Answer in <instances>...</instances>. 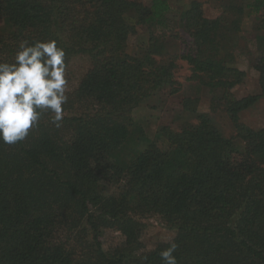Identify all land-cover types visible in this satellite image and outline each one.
Instances as JSON below:
<instances>
[{
    "label": "trees",
    "instance_id": "obj_1",
    "mask_svg": "<svg viewBox=\"0 0 264 264\" xmlns=\"http://www.w3.org/2000/svg\"><path fill=\"white\" fill-rule=\"evenodd\" d=\"M222 7L209 19L195 0L176 27L169 0H0V62L21 41L53 39L66 70L76 56L90 60L59 127L46 112L25 140L0 142V264H162L173 241L178 264H264V128L241 118L264 98V0ZM251 17L256 55L243 36ZM138 28L148 39L131 54ZM237 50L252 57L260 93L235 94L247 79ZM182 67L212 94L210 111L186 98L189 119L151 138L133 112L179 94ZM148 215L176 235L143 252L137 217ZM106 230L123 244L107 249Z\"/></svg>",
    "mask_w": 264,
    "mask_h": 264
},
{
    "label": "rangeland",
    "instance_id": "obj_2",
    "mask_svg": "<svg viewBox=\"0 0 264 264\" xmlns=\"http://www.w3.org/2000/svg\"><path fill=\"white\" fill-rule=\"evenodd\" d=\"M148 4L152 0H142ZM172 11L169 15L173 21V25L177 27L181 13L189 8L190 4L195 0H169ZM204 4L205 14L209 19L218 17L223 10L225 4L235 2L248 4L254 0H198ZM139 34L130 38L128 51L135 54L139 46L147 41L148 33L145 28H138ZM254 17L247 18L243 23V36L248 41L251 52L256 55V38ZM237 62L240 69L247 72V79L244 85L235 90L238 97L250 94L260 93L259 76L251 67V56L246 53L242 54L240 50L236 53ZM90 68V60L87 56H76L72 59L68 69L66 70V94L77 89L80 81ZM178 79L182 82V91L174 96L168 94L167 91L161 92L141 107L133 112V117L142 123L149 137L155 138L157 130L163 126H171L173 128L180 127L189 118L183 115V102L186 98H199L200 111L209 112L212 94L203 88H199L192 82H188L190 72L185 68H181L178 72ZM217 127L226 135L233 133V127L229 120L222 113L213 114ZM242 121L249 127L259 130L264 128V98L260 100L253 108L244 111L241 114ZM144 224V230L141 241L144 245L143 252L154 250L159 244L167 243L174 239L176 230L169 227L159 216L148 215L145 217H137ZM105 247L116 248L123 244L121 235L112 230H106L103 236Z\"/></svg>",
    "mask_w": 264,
    "mask_h": 264
},
{
    "label": "clouds",
    "instance_id": "obj_3",
    "mask_svg": "<svg viewBox=\"0 0 264 264\" xmlns=\"http://www.w3.org/2000/svg\"><path fill=\"white\" fill-rule=\"evenodd\" d=\"M66 53L56 40H24L11 63L0 62V142L13 145L25 140L42 114L52 115L60 126L66 95ZM174 241L160 252L162 264H178Z\"/></svg>",
    "mask_w": 264,
    "mask_h": 264
}]
</instances>
